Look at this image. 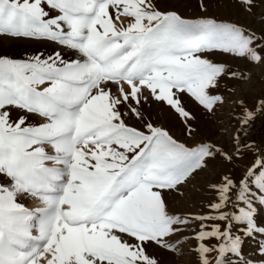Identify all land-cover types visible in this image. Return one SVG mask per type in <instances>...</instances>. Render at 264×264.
<instances>
[{
  "label": "snow or ice",
  "instance_id": "1",
  "mask_svg": "<svg viewBox=\"0 0 264 264\" xmlns=\"http://www.w3.org/2000/svg\"><path fill=\"white\" fill-rule=\"evenodd\" d=\"M237 2L254 14L257 0ZM209 6L0 0V39L48 40L76 57L0 54V264H161L149 249L183 256L182 241L196 264H264V144L246 139L264 98L238 102L230 144H188L146 115L161 106L191 137L185 97L215 115L222 82L251 79L212 57L264 65V31ZM218 158L232 167L207 183L211 199L178 210Z\"/></svg>",
  "mask_w": 264,
  "mask_h": 264
},
{
  "label": "rangeland",
  "instance_id": "2",
  "mask_svg": "<svg viewBox=\"0 0 264 264\" xmlns=\"http://www.w3.org/2000/svg\"><path fill=\"white\" fill-rule=\"evenodd\" d=\"M175 0H160L162 8L170 6ZM190 11V10H189ZM254 14L243 10L237 0H210L208 14L218 18L229 19L245 27H249L258 34L264 31V0H257ZM61 52L65 59L76 58L73 50L67 49L48 40H13L0 39V54L10 55L13 58H26L39 53L45 55ZM218 62H223L233 70L244 72L251 79L244 81L226 80L222 82L221 93L224 95L227 103L217 109L215 115H210L188 97H185L186 107L195 116L192 122L196 132L189 137L184 131V126L179 119L170 114H166L161 106L152 104L147 109L150 118L158 120L164 127L179 140L188 144H195L201 140H214L218 144H230V140L235 130L240 127L238 118L243 109L239 107L238 102L243 100L248 109H253L260 98H264V65H254L245 60L233 58L228 55H217L212 57ZM36 119V117L34 118ZM39 120V117L36 119ZM35 122V120L33 121ZM246 139L256 144H264V115L257 113L256 119L252 123ZM253 158L251 152L245 153L244 160L237 162V171L242 170L243 166ZM232 166L224 163L219 158L210 162V170L200 173L195 180L191 181L186 189V197L176 205L180 211H197L201 209L202 202L211 199L205 192L209 181L217 179L221 172H225ZM27 203V201H26ZM193 242H183L180 247L184 255H175L159 248H150L160 260L161 264H196V257L189 249ZM255 247V245H251ZM249 255L250 251L246 249Z\"/></svg>",
  "mask_w": 264,
  "mask_h": 264
},
{
  "label": "bare ground",
  "instance_id": "3",
  "mask_svg": "<svg viewBox=\"0 0 264 264\" xmlns=\"http://www.w3.org/2000/svg\"><path fill=\"white\" fill-rule=\"evenodd\" d=\"M37 118H38V117H36V119H37ZM36 119H34V120L36 121ZM27 206H29V207L34 206V202L31 201V200H28V201H27Z\"/></svg>",
  "mask_w": 264,
  "mask_h": 264
}]
</instances>
